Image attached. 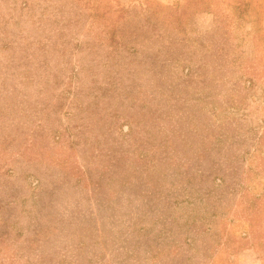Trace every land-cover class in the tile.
Wrapping results in <instances>:
<instances>
[{
    "label": "rangeland",
    "instance_id": "rangeland-1",
    "mask_svg": "<svg viewBox=\"0 0 264 264\" xmlns=\"http://www.w3.org/2000/svg\"><path fill=\"white\" fill-rule=\"evenodd\" d=\"M259 1L0 0V264L264 263Z\"/></svg>",
    "mask_w": 264,
    "mask_h": 264
},
{
    "label": "crops",
    "instance_id": "crops-1",
    "mask_svg": "<svg viewBox=\"0 0 264 264\" xmlns=\"http://www.w3.org/2000/svg\"><path fill=\"white\" fill-rule=\"evenodd\" d=\"M165 1H169V0H165ZM170 1H172V0H170ZM259 1V0H258ZM261 1V0H260ZM259 1V2H260ZM263 3H264V0H263ZM262 21H263V27H264V16H263V19H262ZM262 23V22H261ZM224 251H219L215 256H214V258L212 259V260H210V261H208V263L207 264H233V261H222L221 260V258H219V257H222L223 255L221 254V253H223ZM226 254V253H225ZM225 260V259H224ZM185 263L184 264H188V262L187 261H184ZM234 264H247L244 260H242V261H235V263ZM256 264H264L262 261H258V263H256Z\"/></svg>",
    "mask_w": 264,
    "mask_h": 264
}]
</instances>
